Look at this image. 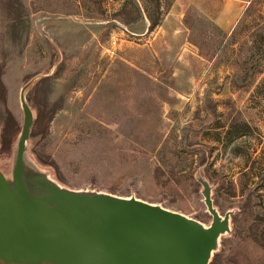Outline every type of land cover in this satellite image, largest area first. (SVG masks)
Here are the masks:
<instances>
[{"label": "rangeland", "instance_id": "rangeland-1", "mask_svg": "<svg viewBox=\"0 0 264 264\" xmlns=\"http://www.w3.org/2000/svg\"><path fill=\"white\" fill-rule=\"evenodd\" d=\"M220 2L158 0V21L148 30L153 0H0L5 177L24 117L22 94L32 113L26 169L67 189L135 196L206 226L204 179L213 206L229 213L230 229L217 239L222 264L237 240L240 205L255 203L264 218V61L255 76L253 26L264 0L241 12L229 43L211 31ZM172 171L187 175L185 191ZM242 249L255 263L264 258L249 244Z\"/></svg>", "mask_w": 264, "mask_h": 264}, {"label": "water", "instance_id": "water-1", "mask_svg": "<svg viewBox=\"0 0 264 264\" xmlns=\"http://www.w3.org/2000/svg\"><path fill=\"white\" fill-rule=\"evenodd\" d=\"M24 117L10 180L0 170V260L23 264H208L228 211L213 206L200 179L208 225L135 196L60 187L26 169L25 140L32 113L20 94Z\"/></svg>", "mask_w": 264, "mask_h": 264}, {"label": "trees", "instance_id": "trees-1", "mask_svg": "<svg viewBox=\"0 0 264 264\" xmlns=\"http://www.w3.org/2000/svg\"><path fill=\"white\" fill-rule=\"evenodd\" d=\"M253 0H248L247 5L245 6L244 10L242 11V15L245 14L247 11L252 9L253 7ZM153 6L155 9V15H149V23L147 26V29H152L158 21V0H153ZM120 9L115 11V14H119ZM238 22V21H237ZM211 31L213 34L219 35L221 38L224 39V41H227L229 43V40L231 37H233L234 30L236 27V24L229 30L224 31L220 29L217 24L211 19ZM255 26V76L257 74H261L263 72V64L264 61V12L260 13V8L255 6V23L253 24ZM229 32V33H228ZM190 42L193 43L197 48L199 53H204L203 45L200 41H197L195 38H193L190 35ZM226 42V43H227ZM233 63L235 65V69H239L240 66L238 64V57L237 59L234 58ZM236 76V75H235ZM259 84L264 83V77H260L258 80ZM256 87H258V85ZM55 107L49 108L45 115V119L43 122H40L41 129L45 128L47 121L50 119L52 113L54 112ZM173 175V178L176 177V180L178 179V182H181V190L185 191L187 188V182L184 180L187 179V175L179 173L177 176H175V172H171ZM175 180V179H174ZM233 184H229L228 191L229 195L234 196L237 194L236 188L234 189ZM241 207L238 210V218L236 220V229L232 232L233 236H236L237 240L235 241L234 245H232L230 248V252L223 255L222 258L220 257V261L222 264H239L240 261H242V258H245L246 263L244 264H264V258L258 263H255V255H252L249 257V255L243 251L242 247L246 244H249L251 247V250L253 248L258 249V251L261 254H264V218H259L257 214L256 209L254 208L255 203L248 204L247 202L242 203L240 205ZM241 215V216H240ZM242 224V226H241ZM240 230V231H239ZM241 243V244H240ZM222 250V249H221ZM220 252L217 250V246L212 251V255L210 256V259L208 261V264H216L217 259L219 257Z\"/></svg>", "mask_w": 264, "mask_h": 264}, {"label": "crops", "instance_id": "crops-1", "mask_svg": "<svg viewBox=\"0 0 264 264\" xmlns=\"http://www.w3.org/2000/svg\"><path fill=\"white\" fill-rule=\"evenodd\" d=\"M247 1L221 0L219 6L213 13V21L220 29L229 31L234 26Z\"/></svg>", "mask_w": 264, "mask_h": 264}]
</instances>
